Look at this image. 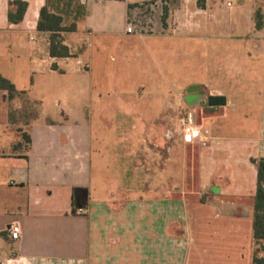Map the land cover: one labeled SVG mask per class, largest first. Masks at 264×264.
<instances>
[{
	"label": "crops",
	"instance_id": "crops-1",
	"mask_svg": "<svg viewBox=\"0 0 264 264\" xmlns=\"http://www.w3.org/2000/svg\"><path fill=\"white\" fill-rule=\"evenodd\" d=\"M11 1L0 0V75L14 85L11 94L0 89V264H251L252 159H264V23L243 47L248 64L233 87L208 93L223 95L225 104L201 108L196 123L207 141L189 145V197H134L117 205L94 174L92 62L111 42L124 51L131 13L151 0L56 3L63 24L75 23L61 32L70 54L62 57L50 55V33L37 29L46 0H21L27 5L18 22L8 19ZM256 2L264 15V0ZM109 149L106 143V155ZM150 215L159 219L148 234L140 223ZM178 219L185 223L181 236L172 233ZM10 223L19 224L18 239L10 238ZM107 230L122 241L116 248Z\"/></svg>",
	"mask_w": 264,
	"mask_h": 264
},
{
	"label": "rangeland",
	"instance_id": "rangeland-1",
	"mask_svg": "<svg viewBox=\"0 0 264 264\" xmlns=\"http://www.w3.org/2000/svg\"><path fill=\"white\" fill-rule=\"evenodd\" d=\"M260 8L256 0H205L203 7L197 0H151L131 13L136 31L121 41L123 52L111 42L94 54V174L115 204L134 197H189V152H194L189 145L195 143L184 141L183 121L193 109L199 120L206 103L189 104L187 88L199 85L196 93L206 99L213 87H233L247 68L243 47L257 37L256 23H264ZM228 109L236 116V106ZM192 167L195 177V162ZM158 219L150 215L140 225L149 234ZM182 226L178 219L172 233L181 236ZM106 232L110 246L122 243L113 231ZM255 250L262 254L260 244H253Z\"/></svg>",
	"mask_w": 264,
	"mask_h": 264
},
{
	"label": "trees",
	"instance_id": "trees-1",
	"mask_svg": "<svg viewBox=\"0 0 264 264\" xmlns=\"http://www.w3.org/2000/svg\"><path fill=\"white\" fill-rule=\"evenodd\" d=\"M73 0H46V3L40 8L39 19L37 21V29L47 31L49 36V53L51 56L62 57L69 56V49L62 43L61 32L71 31L75 29V23L69 25L63 24L62 8L56 5L63 2V6L71 4ZM205 0H197V3L203 7ZM11 6H15L14 10L10 9L8 19L10 22H18L22 19L26 9V2L21 0H13ZM136 5V4H135ZM55 10L51 11L50 7ZM134 6V4L132 5ZM165 7V11H166ZM76 15L81 14V7H76ZM257 16L261 17L257 12ZM262 26L261 19L256 23V27ZM0 89H6L9 94L14 91V85L7 78L0 75ZM29 141V137H26ZM257 167V188L254 196L253 205V221H252V237L253 244H260L261 255L257 254V250L252 253L251 264H264V159L255 160Z\"/></svg>",
	"mask_w": 264,
	"mask_h": 264
},
{
	"label": "built area",
	"instance_id": "built-area-1",
	"mask_svg": "<svg viewBox=\"0 0 264 264\" xmlns=\"http://www.w3.org/2000/svg\"><path fill=\"white\" fill-rule=\"evenodd\" d=\"M228 6H231V3H228ZM126 33H134L135 27L131 22L128 23L126 29ZM185 126L184 133V141L189 143L197 142L200 145H205L207 141V137L202 135L200 125L196 123L195 120V110H189L186 114L185 119L183 121ZM205 134L207 132H204ZM80 210V209H79ZM7 232L11 239H18L20 235V226L17 223H10L7 226Z\"/></svg>",
	"mask_w": 264,
	"mask_h": 264
},
{
	"label": "water",
	"instance_id": "water-1",
	"mask_svg": "<svg viewBox=\"0 0 264 264\" xmlns=\"http://www.w3.org/2000/svg\"><path fill=\"white\" fill-rule=\"evenodd\" d=\"M200 90L199 85L191 86L187 88L189 92V104H197L199 101L201 104H207L208 106H223L225 104V97L223 95H208L206 99H203L202 93H196Z\"/></svg>",
	"mask_w": 264,
	"mask_h": 264
}]
</instances>
